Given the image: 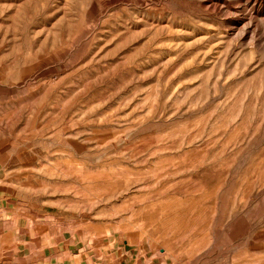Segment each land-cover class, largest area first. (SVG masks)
Returning <instances> with one entry per match:
<instances>
[{"label":"rangeland","instance_id":"rangeland-1","mask_svg":"<svg viewBox=\"0 0 264 264\" xmlns=\"http://www.w3.org/2000/svg\"><path fill=\"white\" fill-rule=\"evenodd\" d=\"M0 263L264 264V0H0Z\"/></svg>","mask_w":264,"mask_h":264},{"label":"crops","instance_id":"crops-1","mask_svg":"<svg viewBox=\"0 0 264 264\" xmlns=\"http://www.w3.org/2000/svg\"><path fill=\"white\" fill-rule=\"evenodd\" d=\"M0 264H2V263H0ZM10 264V263H9ZM12 264V263H11Z\"/></svg>","mask_w":264,"mask_h":264}]
</instances>
